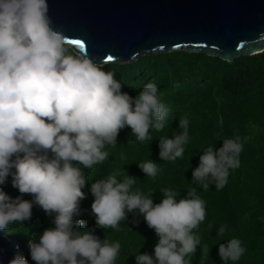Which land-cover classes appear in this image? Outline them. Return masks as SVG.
<instances>
[{
    "label": "clouds",
    "instance_id": "clouds-1",
    "mask_svg": "<svg viewBox=\"0 0 264 264\" xmlns=\"http://www.w3.org/2000/svg\"><path fill=\"white\" fill-rule=\"evenodd\" d=\"M48 12V0H0V186L11 176L21 194L12 198L0 187V232L16 221H29L35 204L54 214L55 225L29 241L35 264H114L120 244L101 240L95 228L81 231L84 221L74 219L86 198L81 166L91 169L105 161V146L115 144L125 127L136 140L151 139L150 129L165 127L168 109L154 83L133 98L122 91L114 72L103 70L88 56L71 54ZM179 128L183 131L173 138L159 139L164 161L184 154L189 139L186 118L179 121ZM242 149L239 137L224 139L219 149L207 147L193 170V181L205 190L211 182L223 188L229 170L240 165ZM138 166L149 177L158 172L152 160ZM135 182L133 176L120 181L112 174L91 185L96 225L118 229L127 213L139 210L159 239L154 257L140 253L136 264H191L186 257L200 244L193 230L206 216L196 189L179 200L177 193L163 189L162 201L154 204L152 194L132 191ZM224 231L221 227L218 235ZM208 251L205 245V257ZM244 251L236 238L219 244L224 262L238 260ZM9 264L29 261L17 254Z\"/></svg>",
    "mask_w": 264,
    "mask_h": 264
},
{
    "label": "trees",
    "instance_id": "trees-1",
    "mask_svg": "<svg viewBox=\"0 0 264 264\" xmlns=\"http://www.w3.org/2000/svg\"><path fill=\"white\" fill-rule=\"evenodd\" d=\"M67 46L71 54L78 55ZM100 65L103 70L114 72L122 91L133 98L148 83H154L168 115L163 130H149L151 139L136 140L131 128L125 127L117 142L107 145L105 161L91 169L81 166L86 176V198L80 202V215L74 217L84 221L80 230L95 227L94 234L101 240L118 242L120 251L114 264H136V255L140 253L154 257L159 238L139 210L127 213L118 229H103L96 225L95 217L88 219L94 202L91 185L112 174H117L120 181L130 175L136 179L132 191L152 194L154 204L162 201L163 189L177 193V200L196 189V196L204 201L206 216L193 230L200 244L194 254L186 257L191 264H264V49L232 60L202 51L172 49L143 53L128 62L107 61ZM182 118L188 120L189 137L184 154L175 161H164L159 156V139L180 134ZM236 137L243 145L240 165L229 170L226 185L217 189L211 182L205 190L194 182L192 173L199 166L203 151L209 146L219 149L224 139ZM149 160L157 164L155 177L147 176L138 166ZM0 187L12 198L21 196L12 186L11 176ZM22 198L33 200L30 195ZM53 220L54 214L50 216L34 204L29 221L8 226L6 232L19 241L30 264L35 261L30 255L29 241L54 227ZM221 227L225 228L222 236L218 235ZM233 238L241 241L245 251L238 260L224 262L219 256V244ZM205 245L209 250L206 257Z\"/></svg>",
    "mask_w": 264,
    "mask_h": 264
},
{
    "label": "water",
    "instance_id": "water-1",
    "mask_svg": "<svg viewBox=\"0 0 264 264\" xmlns=\"http://www.w3.org/2000/svg\"><path fill=\"white\" fill-rule=\"evenodd\" d=\"M48 5L52 27L65 43L98 64L172 49L225 60L264 49V0H48ZM17 254L26 258L19 241L0 232V264Z\"/></svg>",
    "mask_w": 264,
    "mask_h": 264
},
{
    "label": "rangeland",
    "instance_id": "rangeland-1",
    "mask_svg": "<svg viewBox=\"0 0 264 264\" xmlns=\"http://www.w3.org/2000/svg\"><path fill=\"white\" fill-rule=\"evenodd\" d=\"M154 53H155V52H154ZM106 147H107V145L105 146L104 151L106 150ZM86 217H87V216H86ZM94 217H95V216H94L93 213L88 214V219H92V218H94ZM88 223H89L90 226H92L91 222L88 221ZM90 226H89V227H90ZM92 227H93V226H92ZM92 227H90V228H92ZM94 228H95V227H94ZM94 228H93V229H94ZM95 229H97V228H95Z\"/></svg>",
    "mask_w": 264,
    "mask_h": 264
},
{
    "label": "snow or ice",
    "instance_id": "snow-or-ice-1",
    "mask_svg": "<svg viewBox=\"0 0 264 264\" xmlns=\"http://www.w3.org/2000/svg\"><path fill=\"white\" fill-rule=\"evenodd\" d=\"M71 43H73V44H80V41L73 40V41H71ZM108 59H109V60H111L112 58H111V57H109Z\"/></svg>",
    "mask_w": 264,
    "mask_h": 264
}]
</instances>
